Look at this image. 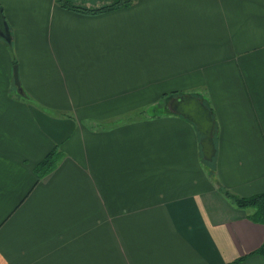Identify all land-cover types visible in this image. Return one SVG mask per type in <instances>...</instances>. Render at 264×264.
I'll list each match as a JSON object with an SVG mask.
<instances>
[{
	"label": "crops",
	"instance_id": "0c3cea01",
	"mask_svg": "<svg viewBox=\"0 0 264 264\" xmlns=\"http://www.w3.org/2000/svg\"><path fill=\"white\" fill-rule=\"evenodd\" d=\"M0 7V264H264V0Z\"/></svg>",
	"mask_w": 264,
	"mask_h": 264
},
{
	"label": "trees",
	"instance_id": "16d2710c",
	"mask_svg": "<svg viewBox=\"0 0 264 264\" xmlns=\"http://www.w3.org/2000/svg\"><path fill=\"white\" fill-rule=\"evenodd\" d=\"M59 5L83 13H99L106 10L115 9L120 6H125L131 4L134 0H79L80 4L75 3L78 0H56ZM90 2L87 5L83 3ZM99 2V3H98ZM10 42V41H9ZM8 42V43H9ZM58 160V152L50 151L42 161H40L36 167V171L39 176H42L55 166ZM232 200L240 207H254L255 211L252 215V219L258 221L264 225V191L255 193L249 196H235L229 194ZM264 250V240L262 246L257 250L258 252H263Z\"/></svg>",
	"mask_w": 264,
	"mask_h": 264
},
{
	"label": "water",
	"instance_id": "95a60500",
	"mask_svg": "<svg viewBox=\"0 0 264 264\" xmlns=\"http://www.w3.org/2000/svg\"><path fill=\"white\" fill-rule=\"evenodd\" d=\"M0 36L7 42L10 41L8 25L5 20L2 8L0 7ZM14 82L18 84V75L14 70ZM169 109L177 112L196 124L197 129L203 133L201 139L202 151L204 158L211 160L214 155V143L212 138L213 120L209 109L195 96L179 95L174 97Z\"/></svg>",
	"mask_w": 264,
	"mask_h": 264
},
{
	"label": "rangeland",
	"instance_id": "374dc122",
	"mask_svg": "<svg viewBox=\"0 0 264 264\" xmlns=\"http://www.w3.org/2000/svg\"><path fill=\"white\" fill-rule=\"evenodd\" d=\"M56 3H57V4H59L57 1H56ZM75 3H78V4H80V3H81V1H79V0H78V1H75ZM89 3H90V2H85V3H83V4H84V5H87V4H89ZM98 3H99V2H98Z\"/></svg>",
	"mask_w": 264,
	"mask_h": 264
}]
</instances>
